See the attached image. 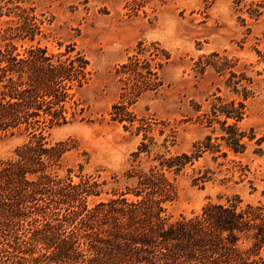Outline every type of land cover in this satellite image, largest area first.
Returning a JSON list of instances; mask_svg holds the SVG:
<instances>
[{"label": "trees", "instance_id": "trees-1", "mask_svg": "<svg viewBox=\"0 0 264 264\" xmlns=\"http://www.w3.org/2000/svg\"><path fill=\"white\" fill-rule=\"evenodd\" d=\"M8 2L0 0V20L18 11L17 19L0 29V135L23 130L29 139L14 156L0 158V264H264V201L244 203L234 194L191 216L171 219L165 213L178 195L177 175L193 168L205 152L213 160L243 153L254 138L239 127L246 101L254 95L252 80L232 70V59L219 62L218 56L210 65L217 72L229 68L226 85L241 99L213 94L207 110L194 108L199 124L212 133L218 130L215 141L207 134L188 151L158 153L146 168L131 166L124 172L131 185L89 205L103 183L92 175L79 173L74 181L71 171L63 176L51 171L71 146L50 143L44 134L84 118L75 92L92 77L89 60L73 43L64 49L58 43L52 51L36 41L20 50L16 41L36 40L44 20L32 7H8ZM169 58L157 41L136 44L135 52L114 68L121 87L111 120L124 128L137 121L133 105L143 94L157 92L159 71ZM136 128L144 129L143 123ZM147 146L142 141L132 155ZM232 162L238 176H245L248 166ZM208 172L199 168L194 183L208 180Z\"/></svg>", "mask_w": 264, "mask_h": 264}, {"label": "rangeland", "instance_id": "rangeland-1", "mask_svg": "<svg viewBox=\"0 0 264 264\" xmlns=\"http://www.w3.org/2000/svg\"><path fill=\"white\" fill-rule=\"evenodd\" d=\"M136 1L142 5L132 6L134 0H11L6 4L32 7L44 20L36 40L16 41L20 50L36 41L52 51L58 43L61 49L73 43L92 70L89 82L75 92L84 118L44 132L48 142L68 141L71 146L51 171L62 176L71 171L74 181L82 173L102 182L101 194L87 200L92 205L110 197L112 190L131 185L132 180L124 176L131 166L146 168L158 153L188 151L207 134L215 141L218 130L212 133L199 124L194 108L207 110L215 95L241 99L226 85L229 68L217 72L210 65L219 56V62L223 57L232 59V70L252 80L254 95L246 101L247 114L239 127L254 138L245 137L243 153L228 152L227 158L213 160L205 152L193 168L177 175L178 195L166 205L165 213L171 219L191 216L203 205L226 202L234 194L244 203L264 201V0ZM16 11L1 17L0 29L7 20L17 19ZM141 40L146 45L159 42L170 58L159 71V89L137 100L132 107L137 121L124 128L109 114L121 87L114 68L135 52ZM141 122L145 130L136 128ZM28 139L23 130L0 135V158L14 156L15 148ZM142 141L147 150L133 156ZM232 161L248 166L245 176H238ZM199 168L209 170V179L194 183Z\"/></svg>", "mask_w": 264, "mask_h": 264}]
</instances>
